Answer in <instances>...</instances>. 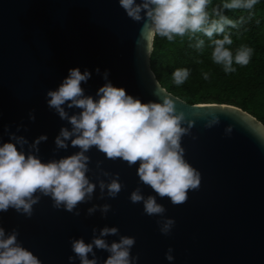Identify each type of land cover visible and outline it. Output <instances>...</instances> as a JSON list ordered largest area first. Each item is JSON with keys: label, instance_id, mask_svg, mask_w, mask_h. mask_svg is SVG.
Listing matches in <instances>:
<instances>
[{"label": "water", "instance_id": "1", "mask_svg": "<svg viewBox=\"0 0 264 264\" xmlns=\"http://www.w3.org/2000/svg\"><path fill=\"white\" fill-rule=\"evenodd\" d=\"M168 0H0V264H264V125L150 65Z\"/></svg>", "mask_w": 264, "mask_h": 264}, {"label": "trees", "instance_id": "2", "mask_svg": "<svg viewBox=\"0 0 264 264\" xmlns=\"http://www.w3.org/2000/svg\"><path fill=\"white\" fill-rule=\"evenodd\" d=\"M150 65L182 101L233 105L264 125V0H168Z\"/></svg>", "mask_w": 264, "mask_h": 264}, {"label": "rangeland", "instance_id": "3", "mask_svg": "<svg viewBox=\"0 0 264 264\" xmlns=\"http://www.w3.org/2000/svg\"><path fill=\"white\" fill-rule=\"evenodd\" d=\"M203 103H208V101H203Z\"/></svg>", "mask_w": 264, "mask_h": 264}]
</instances>
